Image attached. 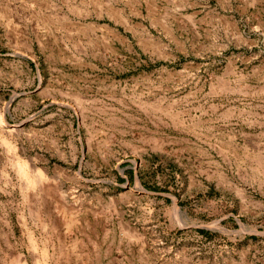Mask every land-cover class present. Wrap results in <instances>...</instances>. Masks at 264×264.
Segmentation results:
<instances>
[{"label": "rangeland", "instance_id": "1", "mask_svg": "<svg viewBox=\"0 0 264 264\" xmlns=\"http://www.w3.org/2000/svg\"><path fill=\"white\" fill-rule=\"evenodd\" d=\"M180 2L0 0V264H264V0Z\"/></svg>", "mask_w": 264, "mask_h": 264}, {"label": "crops", "instance_id": "2", "mask_svg": "<svg viewBox=\"0 0 264 264\" xmlns=\"http://www.w3.org/2000/svg\"><path fill=\"white\" fill-rule=\"evenodd\" d=\"M176 13L182 18L200 19L231 18L235 14L245 13L253 8V0H180ZM196 22V21H195ZM195 26V25H193ZM196 27V26H195Z\"/></svg>", "mask_w": 264, "mask_h": 264}, {"label": "bare ground", "instance_id": "3", "mask_svg": "<svg viewBox=\"0 0 264 264\" xmlns=\"http://www.w3.org/2000/svg\"><path fill=\"white\" fill-rule=\"evenodd\" d=\"M1 115H2V114H1ZM0 117H1V116H0ZM0 122H1V118H0ZM1 123H2V122H1ZM3 123H4V122H3ZM22 168H23V167H22ZM20 170H21V168H20ZM23 170H24V169H23ZM23 170H21V171H22L21 173H22L23 175H26V174H25L26 171L24 170V171H25V172H24ZM27 175H28V174H27ZM27 175H26V176H27ZM24 177H25V176H24ZM28 178L30 179L29 176H28ZM26 179H27V178H26ZM29 179H28V180H29ZM29 182H30V180H29ZM31 182H32V181H31Z\"/></svg>", "mask_w": 264, "mask_h": 264}]
</instances>
